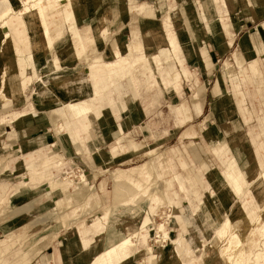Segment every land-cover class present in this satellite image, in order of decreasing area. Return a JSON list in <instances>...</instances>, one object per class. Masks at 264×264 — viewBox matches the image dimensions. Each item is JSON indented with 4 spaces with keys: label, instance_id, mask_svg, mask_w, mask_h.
Wrapping results in <instances>:
<instances>
[{
    "label": "rangeland",
    "instance_id": "374dc122",
    "mask_svg": "<svg viewBox=\"0 0 264 264\" xmlns=\"http://www.w3.org/2000/svg\"><path fill=\"white\" fill-rule=\"evenodd\" d=\"M8 1L0 0L5 10L12 9L6 17L7 25L0 29V44L4 33L11 31L15 35L11 40L23 45L21 35L13 30L16 27L17 31H27L26 20L19 12L30 2L11 0L15 6L12 8ZM131 1L145 3L147 9H126ZM51 2L58 9L63 0L44 3ZM80 7L76 26L87 30L108 17L105 25L109 39L95 40L94 47L80 58L74 53L72 36L62 38L49 52L54 56L64 54L62 67L53 74L27 72L34 80L27 90V74L24 67L22 73H16L19 61L14 56L15 70L0 73V112L4 110V116L19 113L0 130V155L19 149L18 161H22L50 146L36 140L28 130L34 131L40 123L52 127L60 121L34 113L32 108L47 112L57 107L53 103L57 96L67 101L91 96L89 83H80L81 95L72 91L68 95L53 87L55 83L59 87L56 80L52 79V83L49 79L75 75L87 67L94 55L111 61L113 50L124 44L137 52L134 58L130 53L126 62L136 64L145 79H159L164 74L171 77L168 82L162 78L163 85L171 84L167 88L161 85V91L149 94L143 89L140 94L125 89L124 103L127 107L132 104V109L120 114L127 122L123 131L130 134L136 147L131 144L112 152L116 139L124 134L119 130L113 137L106 136L116 130L111 115L90 117L88 131L80 136L82 153L76 151L65 132L50 128L56 142L52 150L67 165L59 177L48 180L45 174L36 173L38 170L26 172L22 164L19 173L15 171L11 178L0 177V181H7L0 184V264H89V258L73 257L69 251L72 247L82 250L81 225L88 226L97 217L105 216L104 232L94 234L101 237L103 248L123 235L132 242L112 258L107 251L96 264H118L121 256H130L125 264H154L148 250L160 255L157 264H224L217 246L222 244L218 239L230 219L246 248L240 264H264V0H81ZM166 21L177 35L182 56L170 55L168 37L163 32ZM199 28L204 31L203 36ZM158 33L162 34L161 41L153 40ZM135 35L141 40L134 42ZM214 39L224 54L206 56L203 67L189 68L185 47L209 49ZM196 59L202 62V57ZM154 65L167 72L150 71ZM9 82L19 87L9 88ZM9 98L12 103L5 107ZM205 101L208 105L202 114ZM70 108L76 116L87 110L83 105L69 103L67 111ZM160 113L167 122L152 130L150 120L158 122ZM192 133L195 136L186 137ZM183 146L190 154H186V159H181L178 150L173 151ZM149 149L153 152L148 153ZM173 159L176 164L171 162ZM186 162L193 173L190 177L184 171ZM144 163L148 167L145 171L131 174ZM120 171L125 173L122 185L112 176V172ZM177 173L178 179L171 187ZM27 175L32 181L25 180ZM185 175L188 183L183 179ZM173 190L180 195L175 201L170 198ZM140 191L149 196L141 195L133 208L124 206ZM187 192L190 198L186 197ZM76 206L82 207L78 209L79 216L74 212ZM248 222L251 226H247ZM160 225L166 236L158 229Z\"/></svg>",
    "mask_w": 264,
    "mask_h": 264
},
{
    "label": "crops",
    "instance_id": "0c3cea01",
    "mask_svg": "<svg viewBox=\"0 0 264 264\" xmlns=\"http://www.w3.org/2000/svg\"><path fill=\"white\" fill-rule=\"evenodd\" d=\"M227 1V0H225ZM81 0H63L62 6L59 7L57 12H51L53 14H47L48 15V24L50 26V37H51V45L47 50H42L41 48H38L36 52L32 49L30 45V35L28 31L21 32V37L24 40L25 44L21 45L17 43V40L12 41L11 37L15 36L13 33L10 32V38H8L4 43H1V52H0V73L3 72H13L15 70L16 65L14 64V56H18L19 61V69L16 70V73L20 72L22 73L21 67H24L23 70H25V73L32 71L36 73H48L53 74L58 72L57 68L62 67V61L65 59L64 54L57 53L55 56L51 55V52L57 42L62 40V38L69 36V34L72 36V39L74 40V53H77V56L84 57L86 52L94 47L95 40L102 39V40H108L109 38V30L107 26L105 25V22H107L108 17L100 19V21L95 22L92 26V28H89L87 30H83L80 27L76 26V19L78 18V14L81 11L80 7ZM147 9V4L145 3H138L131 1L130 5L126 7V9ZM226 8V5H225ZM6 6H4L2 3H0V13L5 11ZM125 9V6H124ZM82 12V11H81ZM208 13H209V7H208ZM207 13V15H208ZM67 14L69 16H67ZM205 15L207 18L208 16ZM87 18V16L82 18V21H84ZM81 18H79L80 20ZM209 19V18H208ZM164 34H166V37H168V49L170 50V55H174L175 57L178 55H181L180 50L177 46V35L174 34L172 30V26L166 21L164 22ZM199 32L201 35L204 33V31L199 28ZM154 31V30H153ZM197 32V33H199ZM157 33V32H156ZM159 36L155 35L153 40H160L162 34L158 33ZM220 35V34H219ZM203 36V35H202ZM184 37V36H183ZM206 37V34H205ZM146 36H144V41ZM163 38V37H162ZM141 40L140 37L134 36V42ZM149 40V39H148ZM147 41V40H146ZM16 42V43H13ZM210 50L208 48H199V49H188L185 47L186 55L190 57V59L187 61L189 65V68H191L193 65H196L197 68L203 67V62L205 61L206 56H220L221 54V45L217 43V41L214 39V41L211 42ZM135 46H133L134 48ZM230 47V46H229ZM17 48H21L18 51ZM212 50V51H211ZM114 57L113 60L107 61L103 58L102 55H94L89 60V63L87 64V67H83L79 70H77L75 75L69 76H55L49 79L50 82H53L52 79L57 81L56 85H53L54 88H58L59 91L62 90L65 93L67 92L68 95H71L70 92L72 91L73 94H76L78 92L80 95L82 94L80 83L85 84L89 83V85L92 88V94L87 99H80L78 101H72V100H63L62 97L57 96L56 100H53L54 104L57 106L56 108L49 110L46 112L44 108H42V113L39 111H36L35 108H32L34 110V113H39L42 115H46L48 118H52V121L57 120L60 121L59 124L54 125L52 127H47L42 123L39 124V127L36 128L34 131H32L31 135L38 141L45 142L47 145H50L48 147L41 148L39 150L38 154H30L29 158H24L22 161H18L17 153L18 150H6L3 154L0 155V170H3V172H0V177L8 176L7 178H11L13 173H19V165L22 164L25 168V171L27 172H34L33 170H38L36 173L38 174H45V178L48 180L55 179L60 176V173L65 170L66 163H64L61 159H59L60 155L57 154L55 151L52 150V147L55 146V139L52 134H50V128L52 130L62 133L65 132L72 142V145L76 148V151L78 153H82L83 150L80 145V139L81 135L86 133L90 126V117L100 118L104 114L111 115L114 119L116 130L110 131L106 134V136L113 137L116 132L120 130L121 134H124V125L126 128L127 122L125 119L121 118V112L124 113L127 110L132 109V104H130L128 107L125 101L123 100L122 96H125V89L132 91V94H134V90H136L137 93H139L140 89H143L144 93H156V91H161L163 85L162 78L165 82H168L170 80L169 75H162L159 79H157L155 76H150L149 78L145 79V76L141 75L139 72V67L136 64H128L126 60H129V55L131 58H134L137 55V52L135 50L127 49L124 44H121L120 46L116 47L114 50ZM143 51L144 50V44H143ZM211 51V52H210ZM88 53V52H87ZM127 53H129L127 55ZM221 53V54H220ZM160 55V53H158ZM52 56V57H51ZM54 56V57H53ZM155 56V55H154ZM182 56V55H181ZM202 57V62L200 58ZM26 58L24 61L25 63L20 65V61ZM59 60V62H58ZM57 62V64H56ZM64 66V65H63ZM20 70V71H19ZM206 70V69H205ZM150 71H154L157 73L164 72L166 73V69L163 70L162 66L154 65L151 67ZM249 71L251 73V70L249 68ZM253 73V72H252ZM27 80L25 82V90H27L30 86V84L34 81L33 75L29 76L28 74ZM48 76V75H47ZM32 77V78H31ZM252 77V74L249 76V78ZM32 79V81H28V79ZM44 78V74H43ZM145 79V83H143ZM152 79V80H151ZM46 81H43L42 83L45 84ZM125 82V83H124ZM171 84V82H169ZM169 84V86H170ZM12 85V86H9ZM70 85V86H69ZM71 85H74L72 88ZM9 88L17 89L19 85L14 82H9V84L6 85ZM5 86V87H6ZM20 86L22 87V83H20ZM43 86V85H42ZM164 88H167L166 84L163 85ZM70 87V89H66ZM259 89V88H258ZM140 94V93H139ZM118 96V97H117ZM127 96V95H126ZM66 97V96H65ZM117 98V99H116ZM139 98H141V95H139ZM12 98H9V100L4 104V106H9L12 103ZM78 104L83 105L87 108V110L81 114L80 116H76L72 108H70V112L67 111L66 105L67 104ZM125 104V105H124ZM43 106L42 104H38ZM208 101L204 102L203 111L202 114H205L207 109ZM40 106V107H41ZM194 106V105H193ZM8 109L6 110H9ZM202 108V107H201ZM4 112V110H2ZM146 112L148 110H145ZM1 114L0 112V130L2 126H4L5 123L11 122L12 120H15V118H18L19 112H9V114ZM45 113V114H44ZM148 114V113H147ZM21 117V116H20ZM25 117L24 115L21 117ZM159 121L154 122L150 120V126L152 130H157L162 127V125L167 122V118L163 116L162 113L159 114ZM37 118V116H36ZM66 123L69 125L66 128ZM64 125V126H63ZM61 126L63 127V130H60ZM120 127V128H119ZM108 130V129H107ZM190 132V131H189ZM61 134V135H62ZM130 134H124L118 137L115 141V145L112 146V152H115L118 148L125 149L127 145L132 144V146L136 147V144L132 142ZM195 136V133L190 134L186 137ZM11 138V135H10ZM125 139V143L123 142ZM126 144V145H125ZM184 150L182 151V149ZM174 149V148H173ZM150 150V149H149ZM177 150L180 152L181 159H186V154L190 155L188 151L185 149V146L183 147H175V150H173L175 153H178ZM151 153L153 151H148V153ZM9 155L6 158L5 155ZM185 154V155H184ZM4 155V156H3ZM177 155L175 156V158ZM179 157V156H178ZM177 157V160H179ZM41 163H36L37 161H40ZM176 164V161H171ZM147 163H144L143 165L137 166L132 170L131 174H138L139 172L145 171L148 167L146 166ZM174 164V165H175ZM184 163L179 162V165L183 166ZM15 166V167H14ZM190 164L186 162L185 164V172L187 175L189 174V177L193 174L192 171L189 169ZM228 166H226L227 168ZM183 168V167H181ZM21 169V167H20ZM43 170V171H40ZM226 170V169H225ZM6 171V172H4ZM16 171V172H15ZM202 172V170H201ZM30 174V173H29ZM144 174V173H143ZM187 175L183 177L185 179V182H187ZM48 176V177H46ZM112 176L117 184L122 185V182L125 181V173L120 172H112ZM179 174H175L174 178L170 182V186H174L175 179H178ZM132 177V176H131ZM6 179V178H5ZM3 179L0 181V184H6V180ZM31 180L32 177H29L28 175L25 176V180ZM183 182V180H182ZM184 183V182H183ZM1 184V185H2ZM9 185V184H8ZM125 188V185L122 186ZM3 191L2 189H0ZM181 191H183L180 188ZM173 190V193H170L171 200H177L179 199V192ZM173 194V195H172ZM147 196L148 194L143 193L140 191L138 194L134 195L128 203H126L124 206L127 205V208H133L132 206H135L134 203L139 199V197ZM149 196V195H148ZM187 198L189 197V193L186 194ZM81 209L82 207L76 206L74 212L76 211V215L78 214V209ZM82 210V209H81ZM107 223V217H97L92 223H90L88 226L81 225V228L79 230V236L81 239V246L82 250L77 247L70 248L69 254H71L73 257L77 256H83L84 258H89V264H96L97 260H100L101 257L111 248L118 245L124 238V235L116 240H112L109 242L108 247L103 248V242L100 238L94 237V234H102L105 230ZM130 259V256L127 258L121 256L120 260H122L118 264H125L126 261ZM2 264V263H1Z\"/></svg>",
    "mask_w": 264,
    "mask_h": 264
},
{
    "label": "bare ground",
    "instance_id": "6f19581e",
    "mask_svg": "<svg viewBox=\"0 0 264 264\" xmlns=\"http://www.w3.org/2000/svg\"><path fill=\"white\" fill-rule=\"evenodd\" d=\"M8 2L12 6V8H15L11 0H9ZM29 2L30 4L26 5V7L19 12V15L26 20L25 24L27 31L30 35V45L35 52L38 48H41L42 50H47L50 43L52 42L51 41L52 36L50 37V26H48V21L46 20L47 10H50L51 12L54 13L57 12L58 9L55 7L54 2L48 4L44 3L45 0H29ZM11 10L12 9L10 8L0 13V29H3L7 25L6 17L11 14ZM17 30L18 29L15 27L13 32L16 33L17 35H21V31H17ZM10 32L11 31L8 32L6 31L4 33L3 35L4 37L2 39L3 43L8 38H10ZM18 42L19 40H17V43ZM17 49L19 51V49L21 48H17ZM0 52H1V47H0ZM56 186H58V183L56 184ZM257 203L260 209L263 210L261 203L260 202ZM247 226H251V224L248 222ZM158 229L161 230L165 236L167 235V232L162 225H160ZM262 233H264V230L261 232V234ZM218 240L222 244L217 246L218 247L217 254L224 258V264H240L244 257L246 248L244 246V243L242 242L241 233L235 229V223L232 221V219L229 220L228 226L225 227L224 231L221 232ZM131 242H132L131 238L129 237L126 239L124 238L119 243L118 246H115L108 250V255L112 258L118 253L119 250L126 248ZM148 251H149L148 255L152 257V260H154V264H157L160 259V255L153 251L150 250ZM261 256L264 259V252H261Z\"/></svg>",
    "mask_w": 264,
    "mask_h": 264
}]
</instances>
